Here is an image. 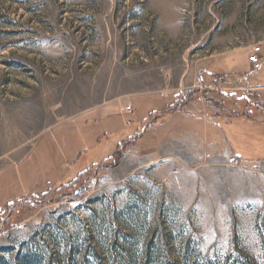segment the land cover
Here are the masks:
<instances>
[{
    "label": "rangeland",
    "instance_id": "rangeland-1",
    "mask_svg": "<svg viewBox=\"0 0 264 264\" xmlns=\"http://www.w3.org/2000/svg\"><path fill=\"white\" fill-rule=\"evenodd\" d=\"M258 44L264 0H0V264H264V90H243L250 73L202 82ZM192 93L242 125L246 158L227 143L228 162H210L197 141L165 156L169 172L128 175L134 144L118 157L104 117L134 132L145 99L166 115Z\"/></svg>",
    "mask_w": 264,
    "mask_h": 264
},
{
    "label": "crops",
    "instance_id": "crops-1",
    "mask_svg": "<svg viewBox=\"0 0 264 264\" xmlns=\"http://www.w3.org/2000/svg\"><path fill=\"white\" fill-rule=\"evenodd\" d=\"M250 51V48L242 49L241 51L234 50L225 53L220 58L212 60L202 76L203 87L215 91L220 90L223 85L228 84L235 78L234 74L250 73L244 80L248 85L246 88L242 89L247 91L253 89L264 90V81L261 82L258 80L259 82H255L250 79L251 74L262 72L264 69L263 67L258 71H252L251 64L249 63ZM221 89L224 90V88ZM236 89L238 90L240 88ZM199 92L202 94V89ZM222 92L221 94H229L224 91ZM144 103L149 105V108L143 107V110H146V112L142 116L137 114V116L134 115L131 117L133 119V124L138 123L136 130L140 128H144V130L137 142L124 156V162L127 161V158H131L136 162L129 170L128 175H133L137 169L148 167L154 170H160L162 167L164 171L169 172L170 169L168 167H163L165 156L170 153L180 154V151L182 153V149L187 148L189 145H193L197 141H200L207 148H213V152H210L209 156L207 155V160L217 164L228 162L227 143H230L228 142L227 134L225 130L219 126V122L211 118L208 109L209 104L204 103L203 97L200 96L198 99L189 102L184 108L178 111L166 115L164 114L162 118L161 113L166 104H161L159 108H154L152 106L153 101L145 99ZM151 115L158 117L155 123L154 121H149L151 120ZM117 117L123 121L122 124L126 127L125 116L120 112L106 115L104 121H102L103 128L106 129L109 134L108 140L110 137H113L115 132L118 133L113 143L115 146L118 145L123 138L135 132H123V134H120L123 128L121 127V122L116 119ZM92 127V123H87L86 125H82L79 129L81 132L83 130L91 131ZM100 136L98 132L93 133L92 131L91 137L94 139L95 144L100 142ZM197 137L200 138V140H197ZM230 149V156L234 157L235 151L232 147Z\"/></svg>",
    "mask_w": 264,
    "mask_h": 264
},
{
    "label": "trees",
    "instance_id": "trees-1",
    "mask_svg": "<svg viewBox=\"0 0 264 264\" xmlns=\"http://www.w3.org/2000/svg\"><path fill=\"white\" fill-rule=\"evenodd\" d=\"M223 95H224L225 98H229V99H232V100L235 99V95L234 94H232V95L223 94ZM196 99H198V98H197V96L194 93L189 94V96L188 95H185V98L183 99V101H180V102L177 101V102L173 103L168 108L167 111L168 112L178 111V110L184 108L189 102H191L193 100H196ZM164 114H165V112L163 111L161 113V115H164ZM249 118H251V117H249ZM156 119L157 118L154 119V123L156 122L155 121ZM219 126L222 127L225 130V132L227 134V137H229V143L232 145V148L235 151V156L237 158L244 157L243 154L245 155V152L246 151L244 149L240 148L239 147V144L242 145V146L243 145H246L248 143L250 145H252V141H250V139H248L249 134H247L246 131L244 133V131L242 129V125L239 124V123H237V124H235V123L233 124L232 123L231 125H226V124H223V123L219 122ZM255 126L258 127V128H261V130H264V128H262V127H259L257 125H255ZM253 127L254 126H252L251 129ZM143 130H144V128H140V129L136 130L135 133L132 134V135H130L128 138L123 139L121 141V145H118V147H117V149L115 151V154L118 155V157H121L124 154V151H123L124 149H128L129 147H131L133 144H135L137 142V140L142 135ZM261 139H263V137H261ZM244 143H246V144H244ZM241 149L244 151L243 154H241V152H240V151H242ZM244 158H246V157H244ZM114 162H115V160H114ZM88 172L89 173L93 172V168L90 167L88 169ZM89 173H87V174H89ZM87 174H84V175H87ZM81 183H83V181ZM46 197H49V195L44 196V198H46ZM52 199H53V197H52ZM26 203H27V201L26 202H23V205H25Z\"/></svg>",
    "mask_w": 264,
    "mask_h": 264
},
{
    "label": "built area",
    "instance_id": "built-area-1",
    "mask_svg": "<svg viewBox=\"0 0 264 264\" xmlns=\"http://www.w3.org/2000/svg\"><path fill=\"white\" fill-rule=\"evenodd\" d=\"M262 51V45L261 44H258V45H255L253 46L252 48V51L249 55V63L251 64L252 66V71H258L260 69H262L264 67V57L261 53ZM133 111V106L131 104H127L125 107H124V112L125 113H131ZM129 123H131V121H129ZM173 173H178V170L175 169L173 171ZM90 179V178H88ZM86 179L85 180V184L83 186V189L85 190H89V188L92 186V180H88ZM163 180L165 181L166 178L164 177ZM73 188H76L78 187V183L77 182H74L72 184Z\"/></svg>",
    "mask_w": 264,
    "mask_h": 264
}]
</instances>
